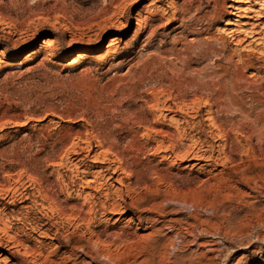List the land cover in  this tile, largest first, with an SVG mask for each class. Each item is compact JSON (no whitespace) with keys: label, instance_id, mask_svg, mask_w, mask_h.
Masks as SVG:
<instances>
[{"label":"rangeland","instance_id":"rangeland-1","mask_svg":"<svg viewBox=\"0 0 264 264\" xmlns=\"http://www.w3.org/2000/svg\"><path fill=\"white\" fill-rule=\"evenodd\" d=\"M0 264H264V5L0 0Z\"/></svg>","mask_w":264,"mask_h":264},{"label":"bare ground","instance_id":"bare-ground-1","mask_svg":"<svg viewBox=\"0 0 264 264\" xmlns=\"http://www.w3.org/2000/svg\"><path fill=\"white\" fill-rule=\"evenodd\" d=\"M252 1V3H253V5H256V6H263L264 5V0H251ZM230 8V7H229ZM143 20V19H142ZM45 46L46 47H50V46H52L53 44H54V41H52V40H48V41H45ZM224 93H225V89H224V91H223ZM222 92V93H223ZM223 93V94H224ZM166 104H168V103H166ZM166 104L165 105H163V109H165L164 111H166V112H171L172 111V109H171V107H169V106H166ZM156 107H157V104H156ZM208 120H211L212 121V119H208ZM188 155H192V152L191 151H188ZM193 160H195V161H203L204 160V158H202V157H198V156H196V155H194L193 156ZM107 172V170H102L101 172H99L98 174H99V177H101V175L102 174H104V173H106ZM113 176H114V172H112V174H111V177L108 179V180H112L113 179ZM118 182H120V181H118ZM131 191H128L127 192V195H126V197L129 199V196H130V193ZM116 207L117 206H115V205H110V206H108V207H105V206H102V210H107V209H109L108 210V213L109 214H112V215H114L115 213V211H116ZM92 210H90V212H91ZM77 213H79V215H74L73 213H64V211H61V213H62V215H65L66 217H68V219H70L71 221H73V222H76V221H81L83 224H85L86 225V223H87V219L86 218H82V217H80V215H81V209L79 208L77 211H76ZM125 212H120L119 214L121 215V214H124ZM84 217H86L85 215H83ZM82 224V225H83ZM42 236H46L44 233H41L40 234V237H42ZM14 245V244H13ZM4 249V248H3ZM16 249V247L14 246V247H12V248H10V250H15ZM4 250H6V249H4ZM208 252L209 253H218L217 251H215L214 249H210V250H208Z\"/></svg>","mask_w":264,"mask_h":264}]
</instances>
